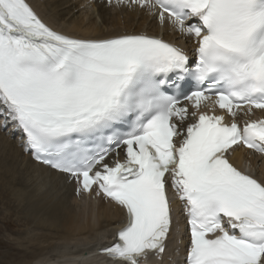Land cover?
<instances>
[{
  "label": "snow or ice",
  "instance_id": "1",
  "mask_svg": "<svg viewBox=\"0 0 264 264\" xmlns=\"http://www.w3.org/2000/svg\"><path fill=\"white\" fill-rule=\"evenodd\" d=\"M105 4L142 10L184 46L68 35L27 0H0V132L77 196L124 212L99 250L110 264L166 253L170 192L187 220L185 264H264V179L229 160L237 147L264 156V119L239 122L264 111V0Z\"/></svg>",
  "mask_w": 264,
  "mask_h": 264
},
{
  "label": "bare ground",
  "instance_id": "2",
  "mask_svg": "<svg viewBox=\"0 0 264 264\" xmlns=\"http://www.w3.org/2000/svg\"><path fill=\"white\" fill-rule=\"evenodd\" d=\"M54 30L82 38H104L123 33L162 36L184 46L175 34L162 31L142 10H116L105 0H27ZM189 52V47L185 49ZM113 157L109 158V161ZM233 164L264 179V156L242 148L231 152ZM75 183L50 173L20 152L14 139L0 132V264H110L97 251L113 240L124 225V212L102 196H77ZM173 232L166 253L154 264H185L188 235L183 208L174 197Z\"/></svg>",
  "mask_w": 264,
  "mask_h": 264
},
{
  "label": "rangeland",
  "instance_id": "3",
  "mask_svg": "<svg viewBox=\"0 0 264 264\" xmlns=\"http://www.w3.org/2000/svg\"><path fill=\"white\" fill-rule=\"evenodd\" d=\"M7 196L0 202V212L2 211V210H5V207H7V209H8V201H7ZM1 224V223H0ZM1 226H2V224H1ZM2 241H3V238H0V243L2 244ZM2 246L0 245V250L2 249L3 250V248H1ZM1 250V251H2Z\"/></svg>",
  "mask_w": 264,
  "mask_h": 264
}]
</instances>
